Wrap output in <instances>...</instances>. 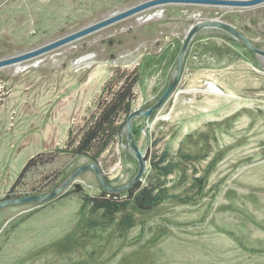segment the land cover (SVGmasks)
<instances>
[{
    "label": "rangeland",
    "instance_id": "1",
    "mask_svg": "<svg viewBox=\"0 0 264 264\" xmlns=\"http://www.w3.org/2000/svg\"><path fill=\"white\" fill-rule=\"evenodd\" d=\"M146 1L0 0V60ZM212 19L235 25L264 49V3L167 2L0 67V200L38 153L54 151L57 158L26 172L19 184L25 188L11 197L48 192L96 162L102 141L88 156L60 150L115 76L137 72L131 112L151 107L177 72L189 29ZM211 82L223 93L210 91ZM127 119L116 120L122 132L97 163L115 188L139 168ZM131 130L148 156L143 185L160 176L151 161L170 154L176 168L161 179L173 197L149 209L131 204L130 228L91 227L90 218L101 219L102 212L84 210L78 193L63 195L74 183L91 196L102 192L96 171L82 172L55 199L0 210V264H264V56L220 28L202 29L185 53L175 91L150 117H135ZM197 176H206L200 194Z\"/></svg>",
    "mask_w": 264,
    "mask_h": 264
},
{
    "label": "trees",
    "instance_id": "2",
    "mask_svg": "<svg viewBox=\"0 0 264 264\" xmlns=\"http://www.w3.org/2000/svg\"><path fill=\"white\" fill-rule=\"evenodd\" d=\"M139 81L140 76L135 71L124 70L117 74L113 79V83L109 85L106 93L99 100L96 109L69 141L67 149L60 151L69 152L74 157L88 156L92 155L91 151L102 141L103 144L96 150V155L92 156L96 163H99L102 153L108 149L115 137L122 132L123 125L116 128H114V125L120 116L126 114L127 117L131 113V106L137 97L136 86ZM184 157L191 159L188 155ZM56 158L57 153L54 151L38 153L29 158L10 187L6 197H11V194L15 192L22 179H24L26 172L31 168L46 166L53 163ZM146 158H148L147 155ZM172 161L167 151L160 154L156 161H151L152 167L160 173V176L147 185H143L142 181L139 180L126 190L120 191V193L103 189L99 195L91 196L84 192L80 184L74 183L71 189L63 195L70 192L78 193L83 200L82 207L84 210L88 209L90 213L102 212L101 219L94 220L90 218L91 227H109V225L117 224L122 229H127L133 226L132 216L126 214L131 204L141 209H149L173 197L165 186V180L161 179L162 176H168L175 170L176 164ZM104 178L109 183L108 178L106 176ZM205 181L206 176L194 178L193 183L198 188L197 194L202 193L204 190ZM23 188H25L24 184L23 187L19 186V189ZM184 199L187 201L186 198Z\"/></svg>",
    "mask_w": 264,
    "mask_h": 264
},
{
    "label": "water",
    "instance_id": "3",
    "mask_svg": "<svg viewBox=\"0 0 264 264\" xmlns=\"http://www.w3.org/2000/svg\"><path fill=\"white\" fill-rule=\"evenodd\" d=\"M167 2H192V3H213V4H224V5H231V6H255L261 3H264V0H148L146 2L140 3L138 5H135L133 7H130L124 11L114 13L113 15L109 16L108 18H105L103 20H100L96 23H93L91 25H88L84 28H81L80 30H77L71 34H68L60 39H57L53 42H50L44 46H41L39 48L30 50L28 52L12 56L10 58L2 59L0 60V67H4L11 64H17L21 61L36 57L38 55H41L45 52H48L54 48H57L61 45L67 44L69 42H72L78 38H81L83 36H86L96 30H99L103 27H106L108 25H111L119 20H122L126 17H129L133 14H136L144 9H147L149 7L159 5L162 3ZM214 27V28H220L227 33L231 34L234 38L238 39L242 44H244L245 47L252 50L253 52L264 56V49L259 48L254 44V42L238 27L235 25L218 20V19H212L207 21H200L196 23L194 26H192L188 34L186 36V39L183 43L181 52L179 54L178 60H177V72L176 74L170 79L165 91L160 95L158 100L149 108H139L133 110L127 119V130H128V138L132 146V151L135 155V157L138 160L139 168L136 173V175L132 178V180L126 184L123 187L115 188L111 187L106 181L102 174L101 168L97 165L96 162H91L82 166H79L75 172H73L62 184L59 186L49 190L48 192L43 193H34V194H27L23 196L18 197H5L0 200V210L14 204H26V203H43L50 201L52 199H55L59 197L75 180L76 178L85 171L94 169L96 171V174L100 180V183L102 184L103 188L105 190L111 191V192H117V191H123L127 188L131 187L133 184H135L137 181L142 180L143 175L146 172L147 166H148V159L146 158L145 152L139 148L137 143L132 138V130H131V122L135 117L139 116H146L150 117L153 115L155 111L160 109L163 104L168 100V98L172 95V93L175 91L177 85L179 84V81L182 76L183 71V62H184V56L185 53L193 39V37L202 29Z\"/></svg>",
    "mask_w": 264,
    "mask_h": 264
},
{
    "label": "bare ground",
    "instance_id": "4",
    "mask_svg": "<svg viewBox=\"0 0 264 264\" xmlns=\"http://www.w3.org/2000/svg\"><path fill=\"white\" fill-rule=\"evenodd\" d=\"M209 89L210 91L214 92V93H219V94H222L223 91L221 90L220 87L216 86L213 82H211L209 84Z\"/></svg>",
    "mask_w": 264,
    "mask_h": 264
}]
</instances>
